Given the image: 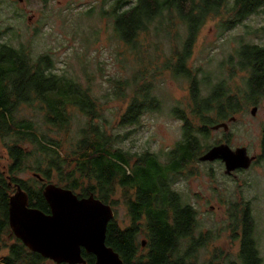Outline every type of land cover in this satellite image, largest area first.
Segmentation results:
<instances>
[{"label":"trees","instance_id":"trees-1","mask_svg":"<svg viewBox=\"0 0 264 264\" xmlns=\"http://www.w3.org/2000/svg\"><path fill=\"white\" fill-rule=\"evenodd\" d=\"M263 7L264 0H115L111 9L101 10V17L112 20L117 39L134 51L138 48V37L146 33L153 22L158 33L168 31L176 21L184 27L181 48L172 49L171 57L158 68V71L188 80L191 112L189 116L182 110H173L174 117L182 122L181 139L165 154L164 161L153 153L135 156L116 146L119 134H108V121L89 88L54 73L48 54L35 55L23 47L0 42V138L10 160L5 170L0 171V249L4 244V231H8L9 192L20 187L27 193L31 207L48 213L42 192L46 184L52 183L71 190L78 198L92 194L109 206L113 205L115 188L123 191L130 225L122 229L113 217L105 234V244L119 255L123 264H186L195 258L197 250L210 241L211 233L205 235L200 230L195 237L194 209L173 188L174 180L188 164L214 146L201 141L208 137L210 128L235 117L242 106L258 105L264 96V46L247 44L236 51L237 66L248 73L243 92H231L219 80L214 86L207 85L209 91L202 95L200 82L194 70L188 67V61L208 19L225 12L230 20L227 19L224 26L229 29ZM88 13L92 10L85 15ZM261 30L264 31V26ZM146 67L140 64L131 82L116 80L113 85L116 99L128 98L118 118V127L139 125L145 113L160 109V101L146 78L152 79L156 71L147 72ZM130 83L134 87L129 86ZM123 86L130 87V96L123 92ZM24 107L37 110L41 124L23 116ZM74 112L83 116L84 122L78 127L71 150L64 151L59 142L45 137L41 127L68 132ZM194 121L198 125L195 126ZM261 148L258 159L264 158V127ZM30 161L33 164L30 165ZM26 171H32L35 181L40 182L39 187L19 178ZM228 212L234 222L230 226L232 238L238 240L239 250L236 260L227 264H260L248 202H232ZM139 235L145 236L144 248L142 241L138 242ZM15 241L18 245L12 246L11 253L1 258L0 264L45 263L38 254L27 251L26 257L22 255L17 247H24ZM185 242L187 248L180 250ZM82 256L85 264H94V256L85 253Z\"/></svg>","mask_w":264,"mask_h":264},{"label":"rangeland","instance_id":"rangeland-1","mask_svg":"<svg viewBox=\"0 0 264 264\" xmlns=\"http://www.w3.org/2000/svg\"><path fill=\"white\" fill-rule=\"evenodd\" d=\"M114 1L0 0V42L15 48L23 47L35 55L48 54L54 73L89 88L108 121V134H119L121 141L116 146L135 156L143 152L153 153L164 161L165 154L181 139L182 122L174 117L173 110H182L189 116L191 112L188 80L175 77L170 72L158 71V68H162L171 57L172 49L181 48L184 27L176 21L168 31L158 33L153 22L148 31L138 37L136 51L131 50L114 35L112 20L100 16L101 10L111 9ZM90 10L92 13L85 15ZM227 19L230 20V16L222 12L221 16L207 20L188 61V67L194 70L200 82L202 95L208 93L210 87L207 85L214 86L219 80L224 82L227 90L243 92L248 73L237 66L236 51L247 44L264 46V31L261 30L264 26V7L229 29L224 26ZM140 64L147 66L144 69L147 72L156 71L152 79L149 76L146 78L160 101V109L145 113L139 125L118 127V118L125 110L128 98L116 99L113 85L116 80L131 82ZM130 85L134 87L133 83ZM123 89L130 96V87L123 86ZM253 107L242 106V111L235 116L236 120L228 125L226 134L222 129L210 128L208 137L205 140L201 138L202 143L211 146L227 140L232 149L245 147L250 156L261 155L264 96L259 99L254 116L250 114ZM21 114L41 124L37 110L24 107ZM74 115L68 132L41 127L45 137L59 142L64 151L71 150L78 127L84 122L83 116L77 112ZM194 123L198 125L197 121ZM9 163L7 148L0 138V171L5 170ZM235 174V177L226 176L223 164L218 161L203 163L195 160L175 177L173 188L194 209L195 237L200 230L205 235L211 233L207 245L198 249L195 258L186 264H227L236 260L239 242L232 238L230 226L234 222L228 212L235 201L248 202L255 224L260 264H264V158ZM19 178L33 186L40 185L32 176V171L20 174ZM112 202L116 223L122 229L127 228L130 217L121 189L115 188ZM143 239L145 236H138V242ZM186 246L185 242L179 248L184 250ZM44 264L53 263L48 261Z\"/></svg>","mask_w":264,"mask_h":264},{"label":"water","instance_id":"water-1","mask_svg":"<svg viewBox=\"0 0 264 264\" xmlns=\"http://www.w3.org/2000/svg\"><path fill=\"white\" fill-rule=\"evenodd\" d=\"M256 110L253 107L250 114L254 116ZM212 129L227 130L228 125L219 123ZM254 159L245 147L232 149L227 144L213 146L200 156L201 162L222 161L225 174L248 169ZM35 177L43 180L39 175ZM42 194L49 214L28 207V197L18 186L9 202L12 232L30 252L56 264H85L83 250L94 256V264H123L119 255L105 244L107 224L114 217L111 206L92 194L78 198L71 190L52 183L44 186Z\"/></svg>","mask_w":264,"mask_h":264},{"label":"flooded vegetation","instance_id":"flooded-vegetation-1","mask_svg":"<svg viewBox=\"0 0 264 264\" xmlns=\"http://www.w3.org/2000/svg\"><path fill=\"white\" fill-rule=\"evenodd\" d=\"M16 1V0H15ZM23 1V0H22ZM254 107H256V106H254ZM257 108V107H256ZM232 118H234L235 120H236V118L235 117H232ZM230 119L231 118H229V119H227L226 121H224V122H221V123H227V125H229L230 123H232V122H234V121H230ZM228 129H229V126H228ZM228 129L227 130H223L224 131V134H226V132L228 131ZM219 130V129H218ZM221 144H227L226 142H225V140H223L222 142H220V143H217V144H214V146H217V145H221ZM228 145V144H227ZM229 146V145H228ZM213 147V146H212ZM230 147V146H229ZM231 148V147H230ZM210 149V148H209ZM235 149V148H234ZM248 152V151H247ZM260 153L262 154V148L260 147ZM250 156V155H249ZM261 155H251V157H255V159H254V161L252 162V164L253 163H255L257 160H258V158L260 157ZM197 160L200 162V155L197 157ZM215 161H218V162H220V163H222V161H220V160H215ZM215 161H213V162H215ZM203 163H211V162H203ZM223 164V163H222ZM223 167H224V165H223ZM224 171H225V169H224ZM239 170H236V171H234L233 173H231V174H225L226 176H230V177H235L236 176V174L235 173H237ZM42 183H43V181H42ZM16 193V189H15V191L14 192H9V194H11V195H9V197L11 198L14 194ZM26 193V192H25ZM26 195H27V193H26ZM27 197H28V195H27ZM78 197V196H77ZM10 198L8 199V204H7V206H6V218H7V227H8V231L6 232V231H4V234H3V236H4V238H3V240H4V244H2L1 245V249H0V259L1 258H4V257H7V255L8 254H10L11 253V251H12V246L13 245H18V243L15 241V239L16 240H18L22 245H23V247L24 248H22V247H17V250L19 251H21L22 252V255L24 254L25 255V257L27 256V251H29L28 250V248L22 243V241L21 240H19L18 238H16V236L14 235V233L12 232V229H11V227H10V205H9V202H10ZM28 207H30V208H34V207H31L30 206V203H29V199H28ZM35 209H37V208H35ZM39 210V209H38ZM48 210H49V207H48ZM44 213V212H43ZM50 213V211L48 212V213H45V214H49ZM8 242H11V243H8ZM142 247L144 248L145 247V240L143 239L142 240ZM4 251H6L5 252V254H4ZM30 252V251H29ZM33 253V252H32ZM83 253H85V251H81V255H83ZM35 254H37V253H35ZM85 254H87V253H85ZM39 255V254H38ZM92 255V254H91ZM40 256V255H39ZM93 256V255H92ZM41 257V256H40ZM83 257V256H82ZM44 259V258H43ZM95 259V258H94ZM48 261H50V262H52L53 264H56V263H54L53 261H51V260H49V259H45V262H48ZM23 262H25L24 261V258H23ZM95 263V262H94Z\"/></svg>","mask_w":264,"mask_h":264}]
</instances>
